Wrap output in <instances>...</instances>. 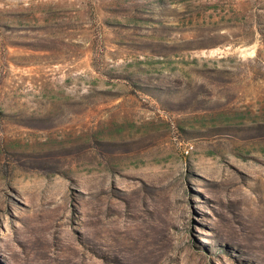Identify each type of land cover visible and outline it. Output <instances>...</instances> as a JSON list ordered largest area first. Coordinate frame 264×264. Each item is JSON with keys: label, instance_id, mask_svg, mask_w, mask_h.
<instances>
[{"label": "rangeland", "instance_id": "1", "mask_svg": "<svg viewBox=\"0 0 264 264\" xmlns=\"http://www.w3.org/2000/svg\"><path fill=\"white\" fill-rule=\"evenodd\" d=\"M0 264H264V0H0Z\"/></svg>", "mask_w": 264, "mask_h": 264}]
</instances>
